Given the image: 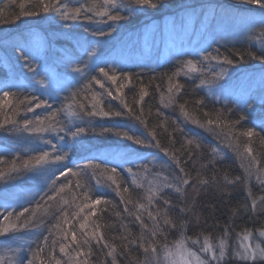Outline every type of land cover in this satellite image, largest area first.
Listing matches in <instances>:
<instances>
[{"label":"trees","instance_id":"1","mask_svg":"<svg viewBox=\"0 0 264 264\" xmlns=\"http://www.w3.org/2000/svg\"><path fill=\"white\" fill-rule=\"evenodd\" d=\"M47 2L48 0H45V3ZM51 2L55 3L56 0H51ZM154 2L158 5L156 8L137 7L131 4L130 0H116L118 12L124 16V19L114 22L107 17L94 14L95 10H102L100 6L104 4V0H60L62 10L66 8L69 12L80 7L94 6L93 12H84L76 20H65L54 11H42L37 6L38 0H0V48L3 49L6 46L8 49L7 53L12 58L10 64L14 69L13 76L24 78L28 82L26 87L12 85L5 81L0 86V95L4 91L13 92L19 100H23L25 96H35L38 99L47 100L51 105L50 108L41 107L29 112L26 110L27 106L23 104L19 105V109H17V102L14 100L11 105L6 104L0 108V123L8 118L16 121L15 124L7 123L3 128H0V171L6 173L3 178H0V194L11 195L32 190L39 185L35 195L22 206L14 209L0 207V223H7L3 218L8 213H13L12 222H15V215L22 212L24 208L29 209V213H25V217H28L31 211L36 209L37 203L42 206L37 210L39 223L10 233L8 236L0 237V243L13 239L26 242L23 252L18 254L14 264H21V261L23 264H28V261L33 259L32 253L36 252L38 247H44L40 259L44 260L46 264H55V261L51 260L50 254L55 255L56 259H60L62 264H67L68 257L59 251V245L61 242H70L71 236L68 241H63V230H75L77 239L81 238L82 233L78 221L82 220L91 209L85 208L76 219H72L71 214L79 212V209L74 205L67 208L71 224H65L62 214L57 211L59 207L57 201L60 200V197L58 196L56 201L47 200V196L54 194L50 191L52 180L59 176L64 164L72 167L74 171L80 172L81 175L68 178L60 177L57 180V188L60 183H66L68 179L72 180L70 189H66L64 193L60 194L61 196L71 199V192L74 191L77 194L76 203L81 206L87 202L81 195L83 191H87L92 199L103 198V202L95 206V215L89 217V227L85 231H92L96 225H99L100 232L105 239L110 244L114 243L118 246V252L123 244L127 243L119 238L121 236L127 235L129 240H135L143 232L145 237H149V233L142 229L140 222L135 219V215L125 212V203L121 202V197H124L125 200L131 198L133 204H128L127 207L129 211L136 212L135 204L147 205L146 194L150 186L157 188L167 182L170 184L176 182L175 178L180 174L179 169L171 155H166L161 150L162 148H167L170 153L175 152L180 157L181 166L189 174L190 183L185 186L183 193H177L171 188H163L160 195L154 198L153 205L149 206V210L154 214L160 210L157 219L163 234L156 237L159 241L156 245L158 250L163 248L162 245L165 243L168 246L173 245L175 241L185 237L203 239L204 235H210L212 241L219 240L225 228L229 230L226 239L231 243L245 230L255 233L264 228V202L261 201V198L264 197V184L251 185L247 188L244 171L239 161L236 160L238 158L234 156L233 148L228 150L225 146V144L227 146L235 145L236 148L247 153L245 145H248L252 148L254 162L260 168H264V145L260 143V139L264 138V131L254 125L245 112L231 105L217 103L208 98L206 93L201 90V86H215L230 81L231 78H217V73L223 71V74L227 75L230 71H239L241 68L263 63L259 59H254L249 53L257 57L264 55V37L261 36V33L264 32V23L252 27L240 43L215 46L205 50L201 55L185 54L156 69L117 68L101 63L90 67L89 58V55L94 53V49L97 46H103L104 43L101 42L107 39L123 37L130 31L133 32L164 18H180L188 11L212 8L237 17L259 16L262 19H264V12L258 10L256 6L243 3L242 0H154ZM21 4H24L27 10H35L39 14L35 16L20 15ZM129 9L134 10L130 11ZM111 11L116 14L117 9ZM15 16L19 18L13 20ZM27 30H32L42 40L45 46L44 61L26 56L21 43L27 37L24 34ZM100 33H104V35H100ZM14 36L15 39L12 40ZM84 47L86 50L82 52ZM240 54L243 55V59H240ZM58 55L68 56L67 61L69 64L71 63L74 74L63 69L66 63H59L60 61L56 60ZM206 56L209 59H205ZM213 56H219L220 59H211L210 57ZM225 56L234 60L233 65L223 62ZM189 61L197 65V71L190 72L188 70L187 62ZM30 67L36 71H29ZM76 68H80L82 71L76 72ZM100 68L114 71L119 78L117 83L112 84L110 80L103 77L99 71ZM177 72L179 75H173ZM7 73L8 71L0 60V80H7L10 77V72ZM63 73L70 79L69 82L52 92H42L39 89L40 84L37 81L44 82L47 77L52 76L59 83ZM121 73H130L131 82L124 79ZM70 75L74 76L70 77ZM93 77L102 80L105 88L95 84ZM169 77H172L173 83L178 81L183 85L178 94L175 93V90L172 94L168 92ZM201 81L205 83L201 84ZM90 82L91 89L89 90L86 86ZM31 84L35 88H31ZM121 84L124 85L121 90L122 99L132 107L131 114L123 107L121 99H114L105 92V89H108L113 92V96H116L118 95L116 89ZM141 88L148 93L143 101H139ZM93 92L97 93L99 99L103 101L105 111H119L121 115L90 117L85 114L74 116L68 115L65 111H59L73 102L74 93L77 94L75 96L76 103H83L90 110L93 103ZM170 95L174 96L172 103H168ZM162 97L164 98L163 102ZM197 101H203V103L199 104ZM181 104L185 105L190 118H186L182 113ZM54 111H59L57 117L59 123L56 127H63L66 129L65 132L35 133L24 130L23 122L25 120L35 122L37 118L43 119ZM205 113H208L209 116L206 117ZM136 115H140L141 119L137 120ZM218 115L220 116V126L206 124L207 119H216ZM242 116L245 119L240 120L235 128L224 126L225 121H236ZM194 120H198L200 123H194ZM77 127H83L86 131L73 139L67 130L75 131ZM250 127H254L260 136H253L249 144L248 138L239 133ZM105 128L110 131L104 132ZM208 130H210V135L207 133ZM125 131L145 140L149 146H140L129 141L121 135ZM153 132L156 134V140L160 142V148L154 146L156 140L152 138ZM218 135L222 139L229 140L228 143L223 145L220 143L221 146L218 147L219 143L216 139ZM188 141L193 143L189 144ZM53 145L56 146L55 149ZM222 148H226L230 153L221 151ZM12 149L14 151H10ZM213 149H217L215 154ZM43 151H48L51 154L68 151L70 158L59 164L34 166L27 170L21 168L17 172L8 174L13 161L20 165L24 160ZM127 151L136 156L144 155L146 160L137 164L119 166L117 163L102 159V155L105 153ZM189 152L192 153L191 157ZM249 159L252 160L251 156ZM89 161L93 164H100L102 168L107 166L109 169L113 167L117 169L114 178L116 183L121 186L119 193L116 190V185L107 179L108 174L100 176L98 172L94 174V170L87 167ZM77 165L79 167H76ZM97 178L101 180L100 184H97ZM136 178H142V183L140 180L134 183ZM201 179H206L208 183L201 185L199 183ZM77 180L84 185L83 189L75 188ZM148 181H151L152 184L148 185ZM228 181H233V183ZM124 187L129 189L127 193L123 192ZM253 199L257 201L255 211L251 209ZM165 200L170 201V204L165 205ZM44 208H48L47 213L43 212ZM181 208L191 209V211L181 212ZM164 210L176 227L164 224ZM116 213H120V215L117 216ZM137 214L141 215L148 228L153 227V221L149 219L147 211ZM58 222L61 225L59 229L54 227ZM44 237H49L47 246H44ZM114 237L116 239H113ZM53 239L56 240L54 249L51 245ZM190 241L188 240V242ZM91 248V255L87 257L89 264H111V257L105 255L108 249L102 248V245H98L94 241ZM74 249L76 246L72 245V248L67 251L75 257ZM83 250L87 252V246ZM85 258L84 256L78 257L80 260ZM117 259L118 264H140L145 259V253L137 244H129L127 254L118 255ZM33 264H40V260H35Z\"/></svg>","mask_w":264,"mask_h":264},{"label":"snow or ice","instance_id":"2","mask_svg":"<svg viewBox=\"0 0 264 264\" xmlns=\"http://www.w3.org/2000/svg\"><path fill=\"white\" fill-rule=\"evenodd\" d=\"M242 2L246 3L249 6H256L258 10L264 12V0H242ZM130 3L136 5L137 7L156 8L158 6L154 2V0H130ZM37 6L40 9H42V11L44 12L54 11L58 13L65 20H69V19L76 20L80 18L82 13L94 11V6L88 7V8H84V7L76 8V9H73L71 12L67 11L66 8L62 10V6L60 5V0H56L55 3H52L51 0H48L47 3H45V0H38ZM100 7L102 10H95L94 14L96 16L107 17L109 20L114 21V22L121 21L124 19V16L120 15L118 12V5L116 4V0H104V4L101 5ZM20 8H21L20 15L22 16H35L39 14L38 11L27 10L24 4H21ZM112 9H117L116 14H113V12L111 11ZM129 10L131 11L134 9H129ZM18 18H19L18 16H15L13 17V20L18 19ZM88 19H91V17H88ZM261 23H264V19H262ZM100 35H104V33H100ZM261 36L264 37V32L261 33ZM249 55H252L254 59H259L262 62H264V55H261L258 57L251 53H249ZM210 58L214 60L220 59L219 56H213ZM243 58H244L243 55L240 54V59H243ZM205 59H209V57L206 56ZM223 62L228 65H233L234 60L225 56L223 58ZM187 68L190 72L197 71V65L191 61L187 62ZM29 71L35 72L36 70L30 67ZM75 71L81 72L82 69L76 68ZM99 71L102 74V76L110 80L112 84L117 83V80L119 78L117 77L114 71L106 70L105 68H100ZM173 75H179V72L174 73ZM216 75H217V78L221 77L223 75V71L221 73H217ZM121 76L127 81L131 82L132 76L130 73H121ZM92 79L95 81V84H98L101 88H105V85L102 82V80L97 79L95 77H93ZM37 83L40 84L41 86H44L43 81H37ZM204 83H205L204 81H201V84H204ZM169 84L170 86L168 88V92L170 94H172L174 90H175V93L178 94L183 87V85L179 84L178 81L173 83L172 77H169ZM86 87L90 90L91 82ZM123 87L124 85L121 84L116 89V92L118 93V95L116 96H113V92L108 89H105V92L108 96L113 97L114 99H121L123 103V107L126 108L128 112L131 114L133 112L132 107L122 99L123 93L121 90ZM147 94L148 93L143 88H141L139 101H143L144 97ZM76 95L77 94L75 93L73 94L72 103L68 104L66 108L61 109L59 111H65L67 112L68 115H74V116H82L85 114L90 117L91 116L107 117L111 115H115V116L121 115V112L119 111L117 112L105 111L104 106H103V101L99 99L98 94L95 92L92 93L93 103L91 104L90 110L87 108L85 104L76 103V100H75ZM163 99L164 98L162 97V102H163ZM14 100L17 102L16 103L17 109H19V105L23 104L27 106L26 110L29 112L34 111V109H38L41 107H47V108L51 107V105L48 104L47 100H41L35 96H32V97L25 96L23 100H19L16 97L15 93L4 91L3 94L0 95V108H3L6 104L11 105ZM34 101L35 103L33 104ZM172 102H174V96L170 95L168 97V103H172ZM197 103L202 104L203 101H197ZM180 109L186 118H190L189 113L186 111L184 104L180 105ZM59 111L50 112L48 116L44 117L43 119L37 118L35 122L32 120H25L23 122L24 130L35 132V133H41V132H47V131L65 132L66 129H64L63 127H60V128L56 127V125L59 123L57 119L59 115ZM204 115L206 117L209 116L208 113H205ZM136 119L140 120L141 116L136 115ZM243 119H245V117L242 116L236 121H225L224 126L229 127V128H235V126L240 123V120H243ZM193 122L198 123V124L200 123L198 120H194ZM7 123L15 124L16 121L8 118L3 123H0V128H3L5 124ZM206 124L208 126H211L213 124L220 126V116L218 115L216 119H212V118L207 119ZM201 126H204V125H201ZM67 131H69L71 133L72 138L75 139L76 137H79L82 133H84L86 129L83 127H77L75 131H71L70 129H68ZM103 131L108 132L110 130L105 128L103 129ZM239 134L241 136L247 137L249 140V144L251 143V138L253 136H260V134L254 130V127H250L247 130L240 132ZM121 135L127 138L129 141H133L136 145L145 146V147L149 146L148 144H146L145 140L140 139L134 134L130 135L127 131L121 133ZM229 135H231V132H229ZM152 138L153 140H156L155 132L152 133ZM61 139H63V137H61ZM188 143L191 144L193 142L188 141ZM260 143L264 145V138L260 139ZM154 146L157 148L161 147L159 140H156V143ZM55 147L56 146L53 145L54 149ZM245 149L248 155L251 156L252 160L255 161V157L252 156V148L249 147L248 145H245ZM161 150L166 155H169V154L171 155V158L175 162L177 168L179 169L180 174L176 176L175 178L176 182L174 184L165 183L161 187H157V188L150 186L146 194V199L148 202L147 205L143 203L135 204L134 207L136 209V212L129 211L127 207L128 204H133L132 199L129 198L125 200L124 197H121V202L125 203V209H124L125 212H128L129 215H135V219L140 222L142 229L147 230L150 238L145 237L143 235V232L140 235V237H138L135 240H129L127 235L121 236L119 238L122 239L123 241H127V243L123 244L119 252L117 250L118 246L116 244L114 243L110 244L105 239L104 235L100 232L99 225H96L94 230L92 231H85V229L89 227V223H88L89 217L95 215V206L103 202L102 197H97L96 199H92L87 191H83L81 195L84 201H87V202L84 203L83 206H81L80 204L76 203V200H77L76 192L74 191L71 192V199H66L60 195L61 193H64L66 189H70V187L72 186V180L68 179L66 183H60L59 187L57 188L56 183L60 177L68 178V177H78L81 175L80 172L74 171L72 167H69L67 164H64L63 170L59 172V176L56 177V179L52 180V187L50 191H52L54 194L47 196V200L56 201V198L58 196L60 197V200L57 201V204L59 205V207L57 208V211H59L62 214L63 221L65 224H71V221L69 220V213L67 211V208L72 207L74 205L76 208L79 209V212H73L71 214L72 219H76L80 215V213L84 211L85 208L91 209V211L86 216H84L82 220L78 221L79 229L82 233L80 239H77V232L75 230H71V231L63 230L62 232L63 241H68L69 236H71L70 242L68 243L61 242L59 245V251L68 257L67 264H89L87 257L91 255V252H92L91 244L93 241L98 245H102V248L108 249L105 255L108 257H111V264H118V259H117L118 255L127 254L129 244H137L139 248L143 249L147 264H152L151 260L149 259V254H151L152 257L156 256L157 251H158L156 245L159 243L156 237L158 235H162L163 230L160 228L159 221L157 219V217L160 214V210H157V212L154 214L152 211L149 210V206L153 205L154 198L160 195V193L163 191V188H171L177 193H183L185 191V186H187L190 183L189 174L185 172L184 167L181 166L180 157L176 155L175 152L170 153L169 149L167 148H162ZM213 151L215 152L216 150L213 149ZM191 155L192 153L189 152L190 157ZM69 158L70 156H69L68 151H59L56 154H51L48 151H43L40 154L30 159L24 160L22 164L20 165H17L13 161L12 164L10 165L8 174L17 172L21 168L27 170L34 166L59 164L64 161H68ZM76 167H79V165H77ZM87 167L92 168L94 170V174H96L97 172L99 173L100 176H104L105 174H108L107 179L111 180L112 183L116 185V190L119 193L121 186L116 183V180L114 178V175L117 173V169L115 167L109 169L107 166H104L102 168L100 164H93L91 161H89ZM129 172H131V169H129ZM5 175L6 173L0 171V178H3ZM249 176H251L250 171H249ZM256 178L257 180H260L259 175H257ZM133 182L135 183L136 181L134 180ZM228 182L233 183V181H228ZM100 183H101V180L97 178V184H100ZM199 183L201 185H206L208 181L206 179H201ZM261 183H264V180H262ZM138 186L142 187L143 185H138ZM75 188L83 189L84 185H82L79 182V180H77L75 183ZM128 191L129 189L127 187L123 188L124 193H127ZM261 201L264 202V197L261 198ZM164 203L165 205H169L170 201L165 200ZM41 207L42 206L39 203H37L36 209H33L28 217H25V213H29V209L24 208L22 212L15 215V218H14L15 222H12L13 213H8L3 218L4 221H6L7 223H0V237L8 236L10 233H14L20 229H24V228L29 227L30 225L39 223V221L37 220V210L41 209ZM49 207H52V205H49ZM251 209L253 211L257 209V201L255 199L252 200ZM141 211H147L149 219L153 221L152 228H148V226L142 220L141 215L137 214ZM164 211H165V216L163 218L164 224L170 225L173 228L176 227L175 223H173L172 220L169 217H167L166 210ZM180 211L181 212L191 211V209L181 208ZM43 212L47 213L48 208H44ZM116 215L119 216L120 213H116ZM93 224H95L94 221H93ZM54 227L59 229L61 225L58 222ZM50 235H51V231H50ZM228 235H229V230L225 228L223 235L219 238L218 243L216 244L212 242V238L210 235H204L202 243L199 237H197L196 239H193L192 237H185L183 239L175 241L174 244L177 250H180L182 252L187 251L190 257H195L197 264H227L226 257H229L231 260L243 262V264H264V247H261V244L259 243L253 244L251 242L253 239V233L251 231H247V230L244 231V233L240 237V243L238 247L234 250L229 249V245L226 239ZM259 236L264 237V230L259 231ZM113 239H116V237H114ZM188 240H191L193 244H201L200 251L205 254V258H201L195 252H192L190 249H187L186 244ZM43 243H44V246H47L49 243V237H44ZM51 245L54 249L56 245L55 239L51 241ZM72 245L76 246V249H74V251H76L75 257L69 251H67V249L72 248ZM85 246H87L88 248L87 252L83 250ZM162 247L165 250L166 259L173 255L172 251L168 249V245L166 243L163 244ZM43 251H44V247H38L36 252L32 253L33 259L29 260L28 264H33L35 260H40V264H46L44 260L40 259L41 253ZM80 256H84L86 258L84 260H80L78 259V257ZM50 258L51 260L55 261V264H62V261L60 259H56L55 255L50 254ZM21 264H23V261H21Z\"/></svg>","mask_w":264,"mask_h":264},{"label":"rangeland","instance_id":"3","mask_svg":"<svg viewBox=\"0 0 264 264\" xmlns=\"http://www.w3.org/2000/svg\"><path fill=\"white\" fill-rule=\"evenodd\" d=\"M261 21L262 18L259 16L237 17L232 14H224L212 8L188 11L182 14L180 18H164L159 22L150 23L133 32L130 31L123 37L111 38L101 42L104 43L103 46H97L94 49V53L89 55L90 67L101 63L117 68L146 69L155 66L154 61L157 58L159 60H168L175 58L177 55H201L205 50L215 46L220 47L227 44L240 43L252 27L262 24ZM24 34L27 37L23 39L21 44L26 56L31 59L44 61L45 46L42 40L32 30H27ZM14 39L15 36L12 40ZM258 47L263 48L260 45ZM85 50L84 47L82 52ZM7 51L6 46L3 49L0 48V60L8 73L10 72V77L7 80H0V86L6 81L12 85L27 87L28 82L26 79L13 76L14 69H12L10 64L12 58ZM56 60L60 61L59 63L65 62L66 65L63 69L74 74L71 63L69 64V61H67V55H58ZM225 75L223 74L221 77L225 79L231 78L229 82L215 86H201V90L211 100L224 105H231L245 112L254 124L264 128V62L248 68H241L239 71L233 70ZM69 81L70 79L63 73L59 83L50 76L44 81V86L39 85L38 87L42 92H52ZM31 88H35V86L31 84ZM207 133L210 135V130ZM216 139L219 143L218 147L221 146L220 143L223 145L229 141L222 139L219 135ZM225 146L228 150L233 148L234 156L238 158L236 160L239 161L244 171L247 188L251 185H263L264 183H261V181L264 180V168H260L257 163L249 159V155L246 152L240 148L238 149V147L236 148L235 145L227 146L225 144ZM226 148H222L223 150L221 151L230 153ZM10 151H14V149ZM102 157L105 161L117 163L119 166L137 164L146 160V156H136L128 151L105 153ZM249 171L251 176H249ZM257 175L260 176V180H257ZM139 180L142 183V178L135 179L136 182ZM151 184L152 182L148 181V185ZM38 189L39 185L32 190H25L11 195L0 194V207L3 209H14L22 206L35 195ZM259 231L253 233L251 242L253 244L259 243L261 247H264V237L259 236ZM241 236H238L231 243L227 241L230 250L238 247ZM200 240L202 243L203 239ZM212 242L216 244L218 240ZM25 243V241L14 239L0 243V264H14L18 254L23 252ZM186 247L201 258H205V254L200 251L201 244H193L192 241H187ZM168 249L172 251L173 255L167 259L165 258L164 248L158 250L155 257L149 254L152 264H189V262L190 264H197L195 257H190L187 251L177 250L175 244L169 245ZM226 262L243 264V262L231 260L229 257H226ZM140 264H147L146 259H143Z\"/></svg>","mask_w":264,"mask_h":264},{"label":"bare ground","instance_id":"4","mask_svg":"<svg viewBox=\"0 0 264 264\" xmlns=\"http://www.w3.org/2000/svg\"><path fill=\"white\" fill-rule=\"evenodd\" d=\"M255 24H257V23H255ZM259 25H262V24H257L256 26H259ZM145 26H147V25H145ZM179 56H184V55H177V56H175V58L176 57H179ZM174 59V58H173ZM173 59H168V60H159L158 58H157V60H155L154 62H155V66H152L151 67V69H156V68H159V67H161V66H163V65H166V64H168V63H171V62H173ZM250 119V118H249ZM250 121L252 122V120L250 119ZM253 123V122H252ZM254 124V123H253ZM254 125H256V124H254ZM257 127H259L261 130H263L264 131V128H262L261 126H258V125H256Z\"/></svg>","mask_w":264,"mask_h":264}]
</instances>
